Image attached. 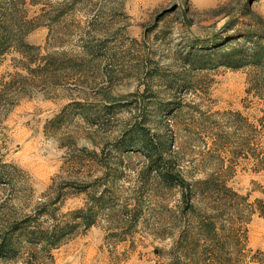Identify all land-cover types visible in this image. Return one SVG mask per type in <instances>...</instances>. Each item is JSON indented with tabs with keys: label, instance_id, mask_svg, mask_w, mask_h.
<instances>
[{
	"label": "rangeland",
	"instance_id": "obj_1",
	"mask_svg": "<svg viewBox=\"0 0 264 264\" xmlns=\"http://www.w3.org/2000/svg\"><path fill=\"white\" fill-rule=\"evenodd\" d=\"M1 28L0 239L96 217L53 250L19 229L0 264H193L203 217L225 238L201 243L206 264H264V0H0ZM140 134L193 188L194 214Z\"/></svg>",
	"mask_w": 264,
	"mask_h": 264
},
{
	"label": "trees",
	"instance_id": "obj_2",
	"mask_svg": "<svg viewBox=\"0 0 264 264\" xmlns=\"http://www.w3.org/2000/svg\"><path fill=\"white\" fill-rule=\"evenodd\" d=\"M0 32L5 34L8 33L5 28H1ZM19 42L23 47L27 49L31 48L30 46L25 45L23 41L19 40ZM5 49L6 48L4 44L0 43V55L4 53ZM233 67L239 68L241 67V65H236ZM138 141V143L141 145L140 149L142 153L144 152L149 161H152L150 162V164L152 165L151 171L156 174V177L159 178L164 184H166L167 187L179 188V190L181 191V200L183 203L182 214H194L196 211V207L193 202V198L195 197L194 190L180 174L175 173L171 167L165 164V153L162 146H160L157 141L152 140V138L147 137L144 134H140ZM231 193L237 196V194L233 192ZM74 215L76 216V221H78L77 223L74 222L76 224L69 222L60 226H52V228H43L42 230H39V233L30 231L29 233L25 232L29 229L27 221L23 222L20 228L17 226L11 228L12 230L10 229L9 231H7L6 236L0 239V263L10 262L17 258V253L20 251L18 250V248L20 246L16 244L19 242V236L15 237V235L17 231H19V229L20 231H24V234L22 236L26 243L38 246L41 245L42 248L47 247L49 250H53L59 248L61 239L71 233L70 229L72 228V225H80L84 230H88L95 223L96 213L92 208L79 210L78 212L74 213ZM236 215H238V220L242 219L239 218L241 217V210H236ZM247 221H249V219H246V222H244V224H247ZM239 224L236 226V228L231 229L229 237L226 238V240H230L233 245L232 254L236 257L235 260H237V263L238 259L243 258V253L245 251V234H241L240 226L242 224ZM195 230L196 235L193 238H189L188 242V245L194 246L193 248L197 249L196 254H194L195 259H193L192 261H194L193 264H206V261L203 259V255H206L205 251L198 254V251L202 249L201 243L212 242L217 248L225 243V238L220 235V230L217 228L216 220H212L207 217H203V219L198 220ZM211 263L223 264L224 260L217 255L213 257V261H211ZM230 264L235 263L232 262Z\"/></svg>",
	"mask_w": 264,
	"mask_h": 264
}]
</instances>
